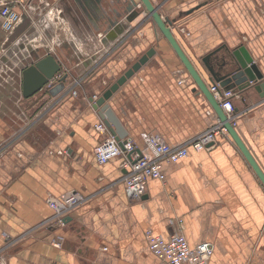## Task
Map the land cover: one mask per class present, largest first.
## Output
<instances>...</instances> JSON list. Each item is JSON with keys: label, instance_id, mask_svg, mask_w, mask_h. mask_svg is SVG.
Here are the masks:
<instances>
[{"label": "crops", "instance_id": "1", "mask_svg": "<svg viewBox=\"0 0 264 264\" xmlns=\"http://www.w3.org/2000/svg\"><path fill=\"white\" fill-rule=\"evenodd\" d=\"M22 1L16 28L0 29V57L24 59L23 79L26 65L54 53L73 88L22 92L16 105H0L17 116L0 115V264H170L149 248L148 229L164 237L181 230L191 246L210 241L206 264H264V183L231 135L165 162L166 180L149 178L139 200L127 195L124 156L105 163L95 156L104 136L95 125L104 120L89 97L151 47L154 55L108 100L127 138L147 152L146 135L178 144L220 120L168 39L142 22L145 12L105 33L76 0ZM153 1L177 17L174 33L205 79L202 56L215 49L229 56L242 45L264 73V0ZM198 3L205 4L185 13ZM234 91L236 129L264 170V88ZM72 190L85 200L59 223L48 197Z\"/></svg>", "mask_w": 264, "mask_h": 264}, {"label": "water", "instance_id": "2", "mask_svg": "<svg viewBox=\"0 0 264 264\" xmlns=\"http://www.w3.org/2000/svg\"><path fill=\"white\" fill-rule=\"evenodd\" d=\"M81 10L90 21L102 20L105 24L104 32H111L113 28L122 30L126 25H122L121 19H127L132 22L142 12L145 15L142 22L151 20L153 24L164 34L171 45L176 50L182 63L189 71L193 79L196 81L200 91L207 97L211 105L215 109L218 117L224 122V125L234 138L244 155L256 171L260 180L264 183V170L260 166L254 154L240 136L236 127L228 120L226 113L221 108L210 86L220 84L224 90H242L246 91L252 87L261 91L264 88V73L255 61L253 55L246 46H240L233 50L229 56L219 54V49H215L209 54L202 56L201 64L208 72V77L200 72L195 62L189 57L182 47L179 39L174 33L173 27L177 24V17L163 15L160 11L165 4H156L153 0H76ZM83 2V4H82ZM141 4V5H140ZM205 3H198L191 7L185 13H191L195 9L202 7ZM99 6V8H98ZM100 9V17L97 12ZM156 49L151 47L143 53L134 63L130 65L115 81L110 83L103 92L98 96L89 97L93 102V107L99 111L100 116L109 127L110 131L116 135L120 145L124 148V143L128 139V131L124 127L119 116L114 111L108 100L112 97L121 85L130 78L140 67L146 63L155 53ZM64 70L63 63L56 57L54 53H49L28 65L23 70V93L25 97L42 91L48 92L51 96H57L64 91H68L66 79L70 76L69 72L62 73ZM62 74L57 78L51 87H45L46 84L58 74ZM209 81L211 85L207 83ZM70 89V90H71ZM264 97V93L261 94Z\"/></svg>", "mask_w": 264, "mask_h": 264}, {"label": "built area", "instance_id": "3", "mask_svg": "<svg viewBox=\"0 0 264 264\" xmlns=\"http://www.w3.org/2000/svg\"><path fill=\"white\" fill-rule=\"evenodd\" d=\"M26 5L27 1L22 0H0V29L12 32L22 19V9L18 6L26 9ZM60 75L51 79L46 87H51ZM210 89L226 113L228 120L236 127L239 117L233 100L236 92L233 89L224 90L218 83L211 85ZM95 126L104 134L103 139L94 148L95 156L100 163H105L116 156H124L122 165L126 167V173L123 181L127 195L131 200L142 198L149 178L166 180V174L163 171L165 162L182 159L188 154L190 147L207 148L216 144L220 137L230 135L221 120L178 144L167 142L159 133H151L145 137L149 150L143 152L131 138L125 141L123 148L105 122L100 121ZM84 200L85 195L77 190L68 191L60 196L50 195L48 197V203L54 210L57 222L62 224L66 214ZM179 223L182 227L183 220L179 219ZM146 237L149 248L170 264H206L214 250L210 241H202L191 246L181 230L171 233L169 237H164L148 229ZM54 245L61 246V240L56 239Z\"/></svg>", "mask_w": 264, "mask_h": 264}, {"label": "rangeland", "instance_id": "4", "mask_svg": "<svg viewBox=\"0 0 264 264\" xmlns=\"http://www.w3.org/2000/svg\"><path fill=\"white\" fill-rule=\"evenodd\" d=\"M3 53L4 54H2L0 57V88L2 87V89H0V93L3 90V94H0V105L2 103L5 104L6 101L10 102L12 105H16L17 101L19 102L20 99L24 98L22 95V79L20 70L23 65L27 63L24 59H18L19 75L16 80H14L12 68L15 66V64H13L12 61L7 57V51H3ZM12 92L14 94L11 96ZM0 115L7 117L8 119L17 118L15 113L9 110L8 112L0 110Z\"/></svg>", "mask_w": 264, "mask_h": 264}, {"label": "flooded vegetation", "instance_id": "5", "mask_svg": "<svg viewBox=\"0 0 264 264\" xmlns=\"http://www.w3.org/2000/svg\"><path fill=\"white\" fill-rule=\"evenodd\" d=\"M82 4H83V2H82ZM98 8H99V6H98ZM97 14L99 15V17L101 16L100 15V9H99V11L97 12ZM127 19H121L120 21H122V22H124V21H126ZM89 22H90V20H88ZM121 22V23H122ZM90 25L92 26V27H94V28H96V29H103L104 27H105V24H104V22L102 21V20H95V21H91L90 22ZM122 25H123V23H122ZM124 26V25H123ZM26 67H28V65H26ZM25 67V68H26ZM12 70H13V78H14V80H16V78L18 77V75H19V70H18V62L17 63H15V66L12 68ZM24 70V69H23ZM22 70V71H23ZM21 76H22V73H21ZM22 92H23V79H22ZM23 95H24V93H23ZM31 97V96H30ZM27 98H29V97H27Z\"/></svg>", "mask_w": 264, "mask_h": 264}]
</instances>
